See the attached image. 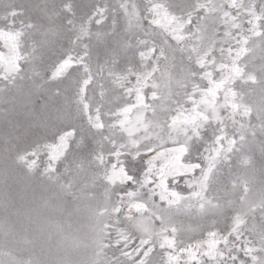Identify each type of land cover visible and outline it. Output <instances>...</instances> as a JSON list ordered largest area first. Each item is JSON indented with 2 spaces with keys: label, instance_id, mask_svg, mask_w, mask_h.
<instances>
[{
  "label": "rangeland",
  "instance_id": "rangeland-1",
  "mask_svg": "<svg viewBox=\"0 0 264 264\" xmlns=\"http://www.w3.org/2000/svg\"><path fill=\"white\" fill-rule=\"evenodd\" d=\"M0 264H264V0H0Z\"/></svg>",
  "mask_w": 264,
  "mask_h": 264
}]
</instances>
